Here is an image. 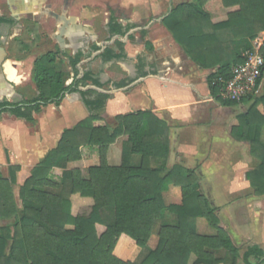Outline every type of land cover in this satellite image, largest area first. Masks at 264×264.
<instances>
[{"label": "crops", "instance_id": "1", "mask_svg": "<svg viewBox=\"0 0 264 264\" xmlns=\"http://www.w3.org/2000/svg\"><path fill=\"white\" fill-rule=\"evenodd\" d=\"M191 1L0 0V175L9 179V167H18L12 190L20 207L19 188L57 147L65 131L91 114H98L115 128L117 117L150 112L169 128L168 159H152L151 167L177 165L195 172L201 192L217 210L220 227L238 251L237 264H245L243 254L253 246L263 252V257L261 262L249 258V263L264 264V197L252 195L245 177L256 161L249 154V144L231 135L247 106H222L208 85L213 70L199 68L162 23L178 5ZM204 11L213 25L228 19L221 0L209 1ZM113 27H118L122 35L111 32ZM47 54L56 55L65 87L75 76L69 58L79 54L82 58L76 79L88 73L93 82L67 92L57 105L41 107L27 121L15 111L24 113L27 103L38 97L32 80L34 64ZM83 93L87 94L85 98ZM100 95L107 96L104 108L92 110L85 106L83 99L93 102ZM238 108L243 110L237 114ZM262 110L258 108L260 113ZM260 140L264 144V127ZM126 141L127 137L122 136L110 146L109 166L121 165ZM139 164L140 157L132 155L130 165ZM91 166V160H81L67 164L65 169L53 168L52 174L61 177L78 169L86 178ZM70 199L73 215L91 204V200L78 195ZM181 201L179 187L170 185L163 193L166 207L180 205ZM9 223L0 219V226ZM174 223V217L165 213L155 224L145 248H138L122 235L114 255L139 264L156 248L159 227ZM96 228L99 235L105 230L102 226ZM196 231L202 236L216 235L202 218L196 220ZM215 256L221 264H231L226 250L216 251ZM194 261L191 256L188 264Z\"/></svg>", "mask_w": 264, "mask_h": 264}, {"label": "trees", "instance_id": "2", "mask_svg": "<svg viewBox=\"0 0 264 264\" xmlns=\"http://www.w3.org/2000/svg\"><path fill=\"white\" fill-rule=\"evenodd\" d=\"M211 0H192L178 5L162 23L185 54L201 69L213 70L208 77L211 95L225 107L245 105L239 124L231 131L234 139L249 144V154L256 164L249 169L246 180L254 197H264V144L260 131L264 127V65L256 81L255 92L240 103L222 99L217 79L228 80L231 70L244 63L242 54L256 38L264 40V0H221L228 19L211 24L204 6ZM111 32L122 35L118 27ZM264 60V41L259 50ZM110 52L108 56L110 57ZM112 56V55H111ZM82 56L69 58L74 73L72 84L65 87V77L58 69L56 55L47 54L34 64L32 80L39 95L29 101L24 113L17 116L30 121L48 104H59L67 92L77 91L90 74L79 79L77 65ZM261 91L256 94V91ZM83 98L86 93H83ZM88 109L104 108L107 96L97 100L83 99ZM262 107V113L258 108ZM111 128L98 114H91L73 129L65 131L55 149L32 170L19 188L20 207L13 196L12 185L18 167H9V179L0 175V219L10 222L0 226V264H134L114 255L122 235L138 248H145L157 221L165 213L175 223L162 224L157 232L156 248L139 264H221L215 252L226 250L231 264H237L238 251L227 232L220 227L217 210L201 192L198 175L181 166L153 169L151 160L166 161L169 156L167 125L150 112H138L116 118ZM122 136V162L111 167L107 153ZM132 155L140 157L138 167L130 165ZM91 160L92 166L83 177L73 169L58 177L53 168L65 169L67 164ZM170 185L179 187L180 205L166 207L163 193ZM91 200L72 214L71 197ZM202 218L216 231L215 236H202L196 231V220ZM97 226L104 227L98 234ZM263 252L256 246L243 254L261 262Z\"/></svg>", "mask_w": 264, "mask_h": 264}, {"label": "built area", "instance_id": "3", "mask_svg": "<svg viewBox=\"0 0 264 264\" xmlns=\"http://www.w3.org/2000/svg\"><path fill=\"white\" fill-rule=\"evenodd\" d=\"M263 39L256 38L249 50L242 55L244 63L232 68L228 80L217 79L221 85V97L224 100L240 103V101L255 92L256 81L261 75L264 60L259 52ZM259 92L256 91V94Z\"/></svg>", "mask_w": 264, "mask_h": 264}, {"label": "rangeland", "instance_id": "4", "mask_svg": "<svg viewBox=\"0 0 264 264\" xmlns=\"http://www.w3.org/2000/svg\"><path fill=\"white\" fill-rule=\"evenodd\" d=\"M242 110H243L242 108H238L237 111H236L237 114L240 113V112H242ZM205 192H206V191H205Z\"/></svg>", "mask_w": 264, "mask_h": 264}]
</instances>
